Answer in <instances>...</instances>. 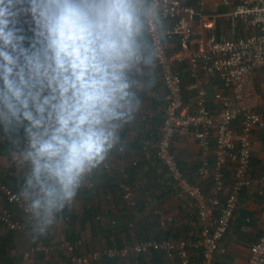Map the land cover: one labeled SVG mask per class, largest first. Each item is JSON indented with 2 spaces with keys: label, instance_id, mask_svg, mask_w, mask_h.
I'll list each match as a JSON object with an SVG mask.
<instances>
[{
  "label": "clouds",
  "instance_id": "obj_1",
  "mask_svg": "<svg viewBox=\"0 0 264 264\" xmlns=\"http://www.w3.org/2000/svg\"><path fill=\"white\" fill-rule=\"evenodd\" d=\"M164 8L0 0V145L21 172L15 199L33 242L126 150L123 134L158 82Z\"/></svg>",
  "mask_w": 264,
  "mask_h": 264
},
{
  "label": "crops",
  "instance_id": "obj_2",
  "mask_svg": "<svg viewBox=\"0 0 264 264\" xmlns=\"http://www.w3.org/2000/svg\"><path fill=\"white\" fill-rule=\"evenodd\" d=\"M197 9L199 14L216 15V32L220 36L244 37L253 29L240 22L237 33L225 20L230 10L217 5V0H183ZM233 22V21H232ZM237 24V23H236ZM232 25H235L233 22ZM198 38H206L207 30L202 27L199 17L194 22ZM171 52L178 50L172 43ZM183 81L185 104L191 112L195 110V99L199 89L207 93V107L213 112L221 110L217 95L229 98L235 104H245L263 114L260 106L264 97V71L254 74L244 96L238 99L235 90H228L216 75L200 72L198 79L189 74L186 64L176 66ZM157 85L146 98L142 114L133 128L125 134L126 150L114 153L110 159V169L105 167L94 175L89 184L81 189L74 204L64 211L59 222L50 232L40 239L54 244L65 242L73 247L72 252L59 245L48 255L30 254L34 242L24 232L8 231L0 224V264H68L70 257L81 256L92 251H105L112 246L133 245L142 240H160L165 237L174 239L194 238L200 228L195 206L185 196H180L174 188L167 170L156 157L157 144L164 118V96L161 77L157 68ZM260 81V82H259ZM256 82V83H255ZM254 83L261 89L255 93ZM242 100V101H241ZM238 126V123H236ZM239 128H237V131ZM173 151L180 168L192 183H198L204 191L211 187L209 180L198 176L200 150L193 129L178 130L173 141ZM233 166L225 170L227 186L233 178ZM127 174V181L134 188L136 207L127 206L122 199L118 185ZM21 172L7 155L4 145H0V182L18 190ZM251 176L254 185L245 191L232 220L227 236L222 240L215 264H247L250 247L258 240L264 228V188L258 181L264 178V129L255 128L252 132ZM1 206L12 208L3 200ZM0 206V207H1ZM157 208L162 209L173 220L162 227L155 215ZM25 255H29L26 257ZM192 264H201L198 250H192ZM99 264H174L161 253H152L138 259L111 260L103 258Z\"/></svg>",
  "mask_w": 264,
  "mask_h": 264
},
{
  "label": "built area",
  "instance_id": "obj_3",
  "mask_svg": "<svg viewBox=\"0 0 264 264\" xmlns=\"http://www.w3.org/2000/svg\"><path fill=\"white\" fill-rule=\"evenodd\" d=\"M167 36L158 60L164 96V118L157 144L156 157L167 170L174 188L195 206L200 228L194 238L160 240L149 239L126 245L112 246L105 251H92L81 256L70 257L68 264H99L103 258L111 260L138 259L154 252L163 254L174 264H192V250L201 254V264H215L222 240L227 236L244 191L251 189L252 132L264 129L263 114L254 106L235 104L229 98L217 95L221 110L208 109L207 93L199 89L195 99V110L191 112L185 104L183 81L176 66L186 64L192 78L198 79L200 72L216 75L228 90H235L241 99L254 74L264 71V0H217V5L230 10L228 17L233 22H242L253 29L244 37L220 36L216 32L217 16L199 14L197 9L183 0H164ZM199 17L207 37L198 38L194 22ZM172 43L178 50L171 52ZM242 101V100H241ZM264 112V97L260 106ZM236 123L239 130L237 131ZM193 129L200 150L198 176L211 182L208 192L198 183H192L180 168L173 151V141L178 130ZM124 155V152L122 153ZM233 166V178L227 186L225 170ZM106 169H110L107 163ZM128 175L118 189L127 206L136 207L134 188L127 181ZM264 188V178L258 181ZM11 186L0 182V203L5 201L12 208L0 204V224L8 231L24 232L29 229L24 213L15 199ZM155 215L162 227L173 220L171 215L157 208ZM73 247L65 242H48L38 239L29 253L48 255L58 247ZM29 257V255H25ZM247 264H264V228L258 240L250 247Z\"/></svg>",
  "mask_w": 264,
  "mask_h": 264
},
{
  "label": "rangeland",
  "instance_id": "obj_4",
  "mask_svg": "<svg viewBox=\"0 0 264 264\" xmlns=\"http://www.w3.org/2000/svg\"><path fill=\"white\" fill-rule=\"evenodd\" d=\"M226 21V23H227V25L229 26V27H231L232 29H233V31L234 32H236L237 33V29H238V25H240L241 23L240 22H235V25H232L233 24V22H232V20L229 22V21H227V20H225ZM237 23V24H236ZM241 26V25H240ZM228 37H230V36H228ZM232 37V36H231ZM230 37V38H231ZM262 73H264V72H262ZM260 82V81H259ZM256 83V82H255ZM254 83V88H255V93L256 94H258V92H260V88H259V84L260 83H258V84H255Z\"/></svg>",
  "mask_w": 264,
  "mask_h": 264
},
{
  "label": "trees",
  "instance_id": "obj_5",
  "mask_svg": "<svg viewBox=\"0 0 264 264\" xmlns=\"http://www.w3.org/2000/svg\"><path fill=\"white\" fill-rule=\"evenodd\" d=\"M189 5V4H188ZM218 34V33H217ZM201 255V254H200ZM201 261H202V258H201Z\"/></svg>",
  "mask_w": 264,
  "mask_h": 264
}]
</instances>
